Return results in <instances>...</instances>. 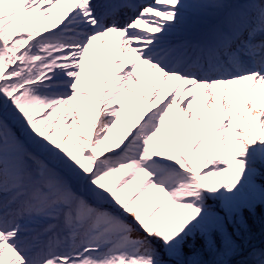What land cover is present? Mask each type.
I'll use <instances>...</instances> for the list:
<instances>
[{"label": "snow or ice", "instance_id": "1", "mask_svg": "<svg viewBox=\"0 0 264 264\" xmlns=\"http://www.w3.org/2000/svg\"><path fill=\"white\" fill-rule=\"evenodd\" d=\"M0 264H264V0H0Z\"/></svg>", "mask_w": 264, "mask_h": 264}]
</instances>
